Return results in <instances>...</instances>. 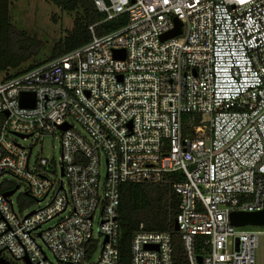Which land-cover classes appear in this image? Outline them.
I'll return each mask as SVG.
<instances>
[{"label": "built area", "instance_id": "obj_1", "mask_svg": "<svg viewBox=\"0 0 264 264\" xmlns=\"http://www.w3.org/2000/svg\"><path fill=\"white\" fill-rule=\"evenodd\" d=\"M94 2L127 23L0 78V258L120 264L121 186L180 171L183 260L171 231L140 224L130 264H257L264 225L230 214L264 207V0ZM46 135L58 157L41 154Z\"/></svg>", "mask_w": 264, "mask_h": 264}, {"label": "trees", "instance_id": "obj_2", "mask_svg": "<svg viewBox=\"0 0 264 264\" xmlns=\"http://www.w3.org/2000/svg\"><path fill=\"white\" fill-rule=\"evenodd\" d=\"M54 4L68 12H75L72 29L50 48L47 57L40 59L42 43L19 29L11 21L13 0H0V77L9 78L28 71L37 65L54 59L85 45L93 38L89 28L94 25V33L98 36L115 31L127 23V14H120L112 20H104L105 14L100 12L94 0H51ZM28 66L24 64L29 62ZM185 115V120H189ZM196 121L199 116H196ZM180 171L168 172L164 180L150 183H124L121 186L119 205V222L121 230L120 264L131 262V239L140 224L149 230H169L173 234L175 258L183 260L181 242L175 230V219L179 212L180 195L174 190L172 183L182 179ZM34 200L26 192L21 195V207L30 206Z\"/></svg>", "mask_w": 264, "mask_h": 264}, {"label": "rangeland", "instance_id": "obj_3", "mask_svg": "<svg viewBox=\"0 0 264 264\" xmlns=\"http://www.w3.org/2000/svg\"><path fill=\"white\" fill-rule=\"evenodd\" d=\"M75 12H68L54 4L51 0H13L11 6V21L19 29L26 30L31 36H35L41 43L40 59L48 56L52 45L72 29ZM32 60L25 63L28 66ZM2 78V77H0ZM28 143L31 140H22ZM42 153L45 156L60 155L59 136L46 135L42 139ZM37 144L34 153L41 149ZM9 177V175H6ZM16 180L14 177L10 176ZM19 183V182H18ZM24 189V184H21ZM33 206L36 204L33 203ZM248 227H263V225H249ZM13 264H24L23 261H14ZM257 264H264L263 247L258 248Z\"/></svg>", "mask_w": 264, "mask_h": 264}, {"label": "water", "instance_id": "obj_4", "mask_svg": "<svg viewBox=\"0 0 264 264\" xmlns=\"http://www.w3.org/2000/svg\"><path fill=\"white\" fill-rule=\"evenodd\" d=\"M180 33V26L178 24V26L168 32L167 34L163 35L162 36V40L166 39V38H169L171 36H174L176 34ZM116 55L118 57H124V52L120 53L119 52H116ZM27 95L28 93H23L21 95V102L23 103V105H30V106H33L34 105V97L32 95V100L31 102L27 103ZM69 126L68 125H62L61 128L63 129H67ZM18 185L7 191L5 194L6 195H11L13 194L17 189H18ZM230 220H231V223L234 224V225H237V226H244V225H264V207L261 209V210H258V211H233L231 212L230 214ZM174 228L175 230H178L179 229V225L177 222H175V225H174ZM26 261L28 264H31L29 259L26 258ZM0 263L1 264H5V263H9L7 260H5L4 258H0Z\"/></svg>", "mask_w": 264, "mask_h": 264}]
</instances>
